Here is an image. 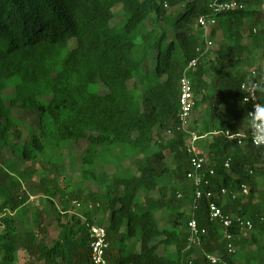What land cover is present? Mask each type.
<instances>
[{
    "label": "trees",
    "instance_id": "1",
    "mask_svg": "<svg viewBox=\"0 0 264 264\" xmlns=\"http://www.w3.org/2000/svg\"><path fill=\"white\" fill-rule=\"evenodd\" d=\"M222 1H234L236 7L213 14L210 0H0V264H18L19 250L26 253V264H92L91 225L105 227L108 264H211L205 254L218 255L224 264H264L259 222L264 209L256 198L258 186L264 189V147L241 148L223 135L247 131L241 83L256 82L264 106V66L247 73L238 68L241 62L253 65L256 51L264 57V0ZM165 4L181 9L167 14ZM201 17L211 38L219 27L226 47L213 53L215 59L207 50L188 72L192 111L208 105L214 116L217 101L221 112L204 166L213 175L206 177L195 209L198 228L206 234L199 246L188 249L185 210L194 188L185 177L191 170L185 134L177 130L178 82L200 56L197 49L205 51ZM14 109L36 116L38 130L30 142L21 140L22 120ZM217 122L209 117L192 122L190 129L209 134ZM158 131L172 137L157 142ZM81 141L86 148L80 185H61L62 150ZM166 150L173 160L168 185ZM19 161L37 168L21 170ZM34 176L39 181L29 192L40 196L37 206L28 203L25 192L17 193L19 182ZM243 186L249 188L246 195ZM210 202L224 215L253 222V230L226 231L210 221ZM49 209L59 229L50 247L41 223ZM159 211L168 216L165 228L157 223ZM28 213L32 230L22 224ZM226 232L234 235L233 255L225 249Z\"/></svg>",
    "mask_w": 264,
    "mask_h": 264
},
{
    "label": "built area",
    "instance_id": "2",
    "mask_svg": "<svg viewBox=\"0 0 264 264\" xmlns=\"http://www.w3.org/2000/svg\"><path fill=\"white\" fill-rule=\"evenodd\" d=\"M164 7H167L165 4ZM209 7L213 14L220 13L223 11H229L236 7L234 1H222V0H210ZM198 24L202 27L204 31V41H205V51L201 53L197 49V53L200 56L192 59L186 68L182 71L181 77L179 79V111L177 114L178 119V131L185 134V149L189 156L190 171L186 173V179L189 180L194 188V199L188 208V222L187 228L189 236L187 238V248H193L200 245L201 235H205V230H199L198 223L195 218L196 202L203 196L201 191L202 185H207V176H212L213 171L210 169L207 172L204 166L207 163L205 156L201 155L197 150L196 143L199 139L197 133L190 129V118L193 110V89L191 86L190 79L188 78L189 70L196 67L204 56L205 52L209 50V26L205 18H199ZM213 24V21L211 22ZM254 74V72H251ZM257 84L256 82L246 83L243 82L240 85V90L243 93L242 102L246 106V120H247V131L231 133L229 131L223 132L224 137L233 145L244 148L247 144L253 146L264 147V106L258 101L256 94ZM228 167L226 163L224 165ZM222 193L225 191L222 190ZM249 192V188L246 186L242 187V194L246 195ZM207 198L211 197V192L206 193ZM180 197V195H178ZM76 206L78 204L74 203ZM208 217L210 221H217L220 226L228 231L230 228L234 227L240 231L250 232L254 228V224L251 221L245 220L240 216H227L224 215L222 210L216 204L210 202L208 206ZM261 225H264V218L259 220ZM89 228V239H90V259L92 264H108L105 259L106 250L109 247V242L107 239V234L105 227L98 225H91ZM234 235L230 232H226L225 249L228 255H233L236 253V248L232 242ZM206 259L211 264H224L220 257L216 254H205Z\"/></svg>",
    "mask_w": 264,
    "mask_h": 264
},
{
    "label": "rangeland",
    "instance_id": "3",
    "mask_svg": "<svg viewBox=\"0 0 264 264\" xmlns=\"http://www.w3.org/2000/svg\"><path fill=\"white\" fill-rule=\"evenodd\" d=\"M164 7V6H163ZM165 11L167 14H172L174 10L176 9H181V6L175 7V8H170V7H164ZM121 20V16H118L115 19V22H119ZM167 33H169L170 29L169 27L164 28ZM158 31V30H157ZM243 33H246V30H243ZM210 45V51L211 55L210 58H216V55L213 54L216 50L218 49H223L226 47V41L223 37L222 31L219 29V27H216V32L213 38L210 36L207 37ZM244 43L248 45V41L245 39ZM256 52H258L256 54ZM253 57L250 58L251 63L253 65L251 66H246L243 62H241L238 66L239 69H241L244 72H248L250 70H255L257 68H262L264 66V57L261 56V51H256ZM152 54L155 53V50L153 49ZM151 64V62H150ZM214 66V63H209L208 67L209 69H212ZM205 107L207 109L208 105H203L201 108L194 110V114H191V122L192 121H200L201 114L204 113ZM13 115L15 117H18V119L22 120V124L18 127L20 134H21V140L24 142H30L32 136L37 134L38 130V124H37V119L35 114L21 111L19 109H14ZM194 119V120H193ZM171 135V134H170ZM170 135H167L170 136ZM155 140V139H154ZM163 140V139H162ZM16 140L14 138H10V143L14 144ZM86 148V143L84 141L77 142V143H68L67 146L62 150V155H63V163H64V170L62 173V177L59 178V183L61 185H66L70 184L74 187H77L80 185V176H79V168H80V162H81V153L85 150ZM6 155L8 157L12 156L11 151L8 149L6 152ZM164 164L167 168V173L165 175V184L168 185L169 183L172 182L173 178L171 177V170L173 169V160H172V155L169 153L167 150L165 151L164 155ZM127 165L134 171L135 168L132 164L127 163ZM18 168L21 170L24 167L31 166L33 168H37V165L35 163H25L23 164L22 162L17 163ZM38 178L34 176L33 178H30L27 182H19L18 188H17V193L19 195H22L24 192L29 195V200L28 203L32 206H37L40 204V196H33L32 192H29L30 189L33 188L34 192V186L37 185L38 183ZM92 191L96 192L99 191L98 188L92 187ZM259 192L256 196L258 201H261L263 204V209H264V189L262 184L258 186ZM35 195V194H34ZM152 196H157V192L154 191L151 193ZM186 214L188 213V207L185 210ZM46 215V216H45ZM42 216L41 223L45 227V240L44 243L50 247L54 241L57 239L58 236V226L52 217V209H49V215L45 214ZM156 218H157V223L160 228H165L168 226V216L165 211H159L156 213ZM105 223L107 222L106 219L104 221ZM23 228L25 230H32V221H31V215L28 213L26 216L23 218ZM41 238V235L39 236ZM161 252V249L159 250ZM28 258L27 255L24 251L19 250L18 251V264H26Z\"/></svg>",
    "mask_w": 264,
    "mask_h": 264
},
{
    "label": "crops",
    "instance_id": "4",
    "mask_svg": "<svg viewBox=\"0 0 264 264\" xmlns=\"http://www.w3.org/2000/svg\"><path fill=\"white\" fill-rule=\"evenodd\" d=\"M208 108H209V106H208ZM213 108H214V111H213L214 116L211 115L212 112H211L210 108L207 109L205 107L204 113L201 114V117L199 120H200V122H204V121L208 120L210 117L212 119L214 118V121L217 120L218 122H217V124L213 125L214 127H213V129H211L212 131L209 134H203V135L198 134L199 139L196 143L197 150L199 151V153L201 155L206 157L207 161H208V143L210 142V136L218 133L217 127H218V125H220L219 124L220 120H218V119H220L219 116H220L221 112H220V109L218 107L217 101L213 104ZM192 113L194 114V111ZM192 122H194V121H192ZM192 122H191V118H190V122H189L190 128H191ZM245 124L247 125V123H245ZM167 135H170V133L168 131H158V132L154 133L153 136H154L155 141L163 143L164 141H166L172 137V135H170L168 137H167ZM163 154L165 155V151L163 152Z\"/></svg>",
    "mask_w": 264,
    "mask_h": 264
}]
</instances>
